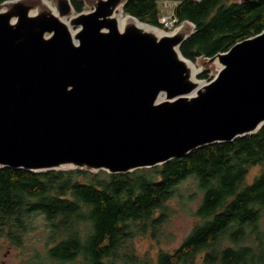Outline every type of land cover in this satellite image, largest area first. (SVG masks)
Segmentation results:
<instances>
[{
	"label": "water",
	"instance_id": "95a60500",
	"mask_svg": "<svg viewBox=\"0 0 264 264\" xmlns=\"http://www.w3.org/2000/svg\"><path fill=\"white\" fill-rule=\"evenodd\" d=\"M84 1L0 4V168L128 173L264 126V29L193 61L191 20L168 32L128 0Z\"/></svg>",
	"mask_w": 264,
	"mask_h": 264
},
{
	"label": "trees",
	"instance_id": "16d2710c",
	"mask_svg": "<svg viewBox=\"0 0 264 264\" xmlns=\"http://www.w3.org/2000/svg\"><path fill=\"white\" fill-rule=\"evenodd\" d=\"M161 1L128 0L125 12L162 27ZM173 1L180 23L196 25L181 46L193 61L227 51L264 29V0ZM72 3L77 11L85 9L84 0ZM199 77L212 78L207 70ZM255 166L262 170L249 182ZM190 179L201 193L193 211L197 223L178 247L160 249L157 264H199L200 258L201 264L264 263V126L232 142L128 173L0 168V237L28 247L26 236L42 216L45 240L26 264H140L135 238L159 239L174 212L170 202L178 197L186 207L198 197L180 193ZM227 239L232 245L224 243Z\"/></svg>",
	"mask_w": 264,
	"mask_h": 264
},
{
	"label": "rangeland",
	"instance_id": "374dc122",
	"mask_svg": "<svg viewBox=\"0 0 264 264\" xmlns=\"http://www.w3.org/2000/svg\"><path fill=\"white\" fill-rule=\"evenodd\" d=\"M52 1V2H51ZM239 1V0H237ZM50 2L56 6L53 0ZM178 2L173 0H164L159 2V7L161 9V16H164L172 13L175 9V6ZM89 5L86 4L85 9H89ZM181 24H175L171 28L166 29V31L171 32L177 29ZM165 30V29H164ZM198 67H202L200 62H196ZM204 71V70H203ZM209 72V78L213 77V73ZM262 170L261 166L253 167L248 176V181L252 182L254 178L260 174ZM198 187L188 180L182 183L180 188V193L187 195L191 193H198ZM200 192L198 197L194 200L188 201V206L183 207L179 202L180 199L175 197L170 205L173 207L174 212L167 223L165 232L159 237V239L153 238L151 235L138 236L135 238L134 247L136 248V255L140 261V264H157L158 252L161 248L166 250H173L178 247L186 236L190 234L193 227L197 223L198 217L193 214V211L198 207L201 196ZM36 223L38 224L36 229L31 230L28 233L26 244L28 247L19 248L12 244L10 240L6 237H0V264H26L31 258V253L34 249H41L45 240V221L42 216H39ZM261 225L264 228V215L261 218ZM247 242V241H246ZM226 245H232V241L227 239L224 241ZM204 254V253H203ZM140 256V258H139ZM202 258L199 259V264H201ZM53 264H80L79 262H64V263H55ZM139 264V263H137ZM261 264V263H260ZM263 264V263H262Z\"/></svg>",
	"mask_w": 264,
	"mask_h": 264
},
{
	"label": "built area",
	"instance_id": "2783aa9c",
	"mask_svg": "<svg viewBox=\"0 0 264 264\" xmlns=\"http://www.w3.org/2000/svg\"><path fill=\"white\" fill-rule=\"evenodd\" d=\"M160 22L163 24L162 28H164L165 30L171 28L172 26H175V24H180V20L175 15L174 11L164 16L163 18H160Z\"/></svg>",
	"mask_w": 264,
	"mask_h": 264
},
{
	"label": "bare ground",
	"instance_id": "6f19581e",
	"mask_svg": "<svg viewBox=\"0 0 264 264\" xmlns=\"http://www.w3.org/2000/svg\"><path fill=\"white\" fill-rule=\"evenodd\" d=\"M51 2H52V1H51ZM128 19H129V17L125 14V12H121V13H120V18H119V20H120V25H121V26H123V25L127 22ZM65 21L68 23V22H69V18L65 19ZM157 30L159 31V30H161V29H160V28H157ZM199 71H200V69L197 68V67L195 66V67H194L195 75H197Z\"/></svg>",
	"mask_w": 264,
	"mask_h": 264
}]
</instances>
